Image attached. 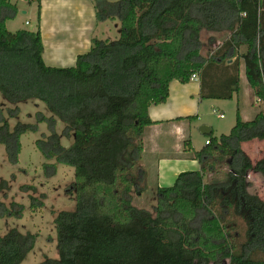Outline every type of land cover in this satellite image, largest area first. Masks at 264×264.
Returning <instances> with one entry per match:
<instances>
[{
  "label": "trees",
  "instance_id": "trees-1",
  "mask_svg": "<svg viewBox=\"0 0 264 264\" xmlns=\"http://www.w3.org/2000/svg\"><path fill=\"white\" fill-rule=\"evenodd\" d=\"M30 1L38 5L37 30L12 33L7 23L16 18L17 3L0 0V94L14 106L38 101L51 113L39 114L51 135L37 148L46 161L74 170L76 199L74 211L54 221L59 258L41 264H264V201L250 193L248 179L251 172L264 179V158L254 164L242 150L264 141V108L247 122L238 109L231 132L216 137L212 130L200 151L190 142L186 152L201 171L181 173L172 187L158 188L153 212L133 205V194L145 189L143 136L155 125L149 111L166 104L173 82L189 84L197 75L201 100L232 101L241 93L243 64L264 103V0H96L97 22L119 20L120 36L94 39L69 68L45 63L42 0ZM203 32L230 36L205 59ZM57 121L65 125L62 136ZM1 122L0 144L17 164L20 138L36 126L19 124L12 132ZM62 137H73L70 148L61 145ZM221 164L225 179L206 183ZM43 169L49 177L54 167ZM9 188L0 182L1 191ZM44 199L29 195L31 208L42 209ZM24 210L0 202V219H22ZM36 242L37 235L11 230L0 237V264H22Z\"/></svg>",
  "mask_w": 264,
  "mask_h": 264
},
{
  "label": "rangeland",
  "instance_id": "rangeland-1",
  "mask_svg": "<svg viewBox=\"0 0 264 264\" xmlns=\"http://www.w3.org/2000/svg\"><path fill=\"white\" fill-rule=\"evenodd\" d=\"M93 5L96 0H89ZM110 3H116L119 0H108ZM17 3L18 14L14 20L8 21L7 28L9 32L15 33L19 30H27L35 32L38 25V5L30 0H11ZM29 23V25H27ZM120 21H104L98 23L97 38L99 40L115 41L120 36ZM229 33L214 34L204 32L201 37L203 48L202 56L207 59L212 52L229 38ZM241 53L246 51L245 47L240 49ZM243 93L240 98H234L233 101L221 102L218 108H212L208 101L200 109L199 118L193 117L191 121L185 124V137H181V145L188 149V144L193 143L197 150H201L207 143L208 136L203 132L205 128L215 131V136L228 135L236 124L238 109L245 121H251L264 108V103L255 97L254 91L249 87L247 81L244 80L242 86ZM251 89V90H250ZM207 103V104H206ZM197 101L196 105L199 106ZM19 108L17 115L12 113L15 108ZM50 118L52 115L44 104L31 100L19 104L18 106L8 103L0 94V124L1 120L9 123L11 131H15L19 124L24 126H36V130L29 131L20 138L21 153L18 157L17 164H11L4 145L0 144V182L5 180L9 182V190H0V202L10 206L12 202H16L25 207L22 219L4 218L0 219V237L5 236L11 230L17 229L22 234L31 233L37 235V242L34 250L28 255L22 264H41L45 259H58L57 250V233L55 227V219L60 212H72L76 206V199L71 194L72 186L75 182L74 170L68 166L57 164L55 160L46 161L37 148V142L41 139L49 137L51 130L48 123L40 122V116ZM224 115V119L220 115ZM65 125L57 121L56 132L62 136ZM176 137H173L168 144L169 153L174 152L170 147L174 146ZM74 142L73 137L67 139L61 138V145L64 148H70ZM242 150L250 157L253 163L264 158V141H254L242 145ZM189 153V152H188ZM149 159V158H148ZM54 167L50 171V176L43 169V165ZM227 166L221 164L218 172L215 173L214 179L220 181L225 179ZM252 181L250 193L258 195L264 200V179L260 175L250 173ZM35 187V192H23V186ZM29 195L35 196L37 199L43 200L44 207L39 210L31 208ZM157 191L148 187L145 182L143 192H135L133 194V205L140 209L153 212V208L157 205ZM241 223V222H240ZM244 226L240 224V233ZM227 264V263H226Z\"/></svg>",
  "mask_w": 264,
  "mask_h": 264
},
{
  "label": "crops",
  "instance_id": "crops-1",
  "mask_svg": "<svg viewBox=\"0 0 264 264\" xmlns=\"http://www.w3.org/2000/svg\"><path fill=\"white\" fill-rule=\"evenodd\" d=\"M41 7L40 27L45 63L58 68L74 67L78 56L88 53L92 47V41L98 39V22L94 5L89 0H42ZM240 78L241 96L242 86L246 80L243 64L241 65ZM197 101L200 102L199 106L196 105ZM206 101L212 108H218L222 104L221 102H226ZM204 102L200 98V81H191L189 84L173 82L166 104L150 109V118L155 125L146 128L144 132V153L141 167L145 175V182L147 181L148 187L154 191H157L158 188L172 187L181 173L201 171V165L190 158L191 154L186 152L181 145L183 140L180 141L179 137L182 139L185 137V124L191 121L186 118H193L195 115L199 118L198 113ZM241 118L243 119L242 115ZM204 130L209 134L212 131L210 128ZM173 137L177 138L174 146L170 147L174 152L169 153L166 146L170 144ZM192 144L195 151H200ZM248 179L252 184L250 174ZM214 180V176L211 174L205 177L206 183L214 182Z\"/></svg>",
  "mask_w": 264,
  "mask_h": 264
},
{
  "label": "built area",
  "instance_id": "built-area-1",
  "mask_svg": "<svg viewBox=\"0 0 264 264\" xmlns=\"http://www.w3.org/2000/svg\"><path fill=\"white\" fill-rule=\"evenodd\" d=\"M27 25H29V23H27ZM191 81H199V77L197 75H194L191 79ZM260 101V99H259ZM224 116L223 115H220V118H223ZM206 144H209V141H207Z\"/></svg>",
  "mask_w": 264,
  "mask_h": 264
},
{
  "label": "water",
  "instance_id": "water-1",
  "mask_svg": "<svg viewBox=\"0 0 264 264\" xmlns=\"http://www.w3.org/2000/svg\"><path fill=\"white\" fill-rule=\"evenodd\" d=\"M204 133L207 134V135L209 134L208 132H204Z\"/></svg>",
  "mask_w": 264,
  "mask_h": 264
}]
</instances>
